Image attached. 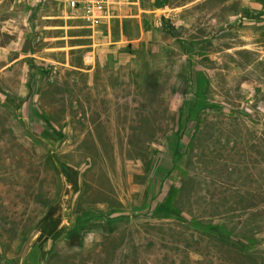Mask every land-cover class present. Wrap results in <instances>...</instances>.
I'll return each instance as SVG.
<instances>
[{
    "label": "rangeland",
    "instance_id": "1",
    "mask_svg": "<svg viewBox=\"0 0 264 264\" xmlns=\"http://www.w3.org/2000/svg\"><path fill=\"white\" fill-rule=\"evenodd\" d=\"M65 1L0 0V264L250 263L196 219L264 257L262 0Z\"/></svg>",
    "mask_w": 264,
    "mask_h": 264
},
{
    "label": "trees",
    "instance_id": "2",
    "mask_svg": "<svg viewBox=\"0 0 264 264\" xmlns=\"http://www.w3.org/2000/svg\"><path fill=\"white\" fill-rule=\"evenodd\" d=\"M264 11V0H262V8L258 12L259 15L263 14ZM187 110H180V113L188 112ZM194 123V122H192ZM179 139V136H178ZM46 162H50L49 157H47ZM55 164V163H54ZM57 169V168H55ZM244 208V207H243ZM251 207H245L244 210H249ZM159 213H165L166 216L172 213H179V211L175 209H170L169 206L162 207L158 209ZM58 212V204L55 201L47 202L44 204L43 208V215L41 219L37 222L35 229L41 233L42 236L54 237L61 233L62 227L61 225V215L57 214ZM195 229L197 231L204 230V232L208 235L213 236L214 239L222 242L224 244H232L236 247L239 254L242 255L244 258L248 259L250 263L248 264H264V257L259 255L257 252H248L245 250L244 245L240 244L239 242H232L229 238L228 233L225 230V225L222 223H212L211 221H202L200 219H196L192 222ZM80 233V229L75 228L68 230L66 232L65 238L70 242L72 237H78ZM71 238V239H70ZM78 240H76L77 242ZM75 242V241H74ZM79 242V241H78ZM78 244V243H77Z\"/></svg>",
    "mask_w": 264,
    "mask_h": 264
},
{
    "label": "built area",
    "instance_id": "3",
    "mask_svg": "<svg viewBox=\"0 0 264 264\" xmlns=\"http://www.w3.org/2000/svg\"><path fill=\"white\" fill-rule=\"evenodd\" d=\"M66 7L71 17L81 19L89 26L94 27L99 21L108 20L111 17L112 0H66ZM91 58V55L86 58Z\"/></svg>",
    "mask_w": 264,
    "mask_h": 264
},
{
    "label": "crops",
    "instance_id": "4",
    "mask_svg": "<svg viewBox=\"0 0 264 264\" xmlns=\"http://www.w3.org/2000/svg\"><path fill=\"white\" fill-rule=\"evenodd\" d=\"M170 0H162L161 1V5L158 7L159 9H163L164 11H165V9H168V10H173V9H175L176 7H178L177 5H169L170 4ZM127 3H129V4H131V5H137L138 3H139V0H128V2ZM184 5H187V4H184ZM183 4L182 5H180L181 7H183L184 6ZM262 8V3H261V6H260V9ZM88 55H91V54H88ZM87 57V56H86Z\"/></svg>",
    "mask_w": 264,
    "mask_h": 264
}]
</instances>
